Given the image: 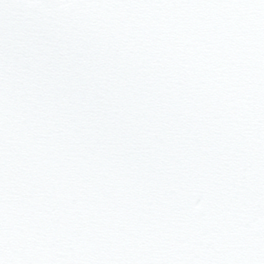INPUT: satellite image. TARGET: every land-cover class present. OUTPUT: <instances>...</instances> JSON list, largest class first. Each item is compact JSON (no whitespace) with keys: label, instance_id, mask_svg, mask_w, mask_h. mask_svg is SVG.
<instances>
[{"label":"snow or ice","instance_id":"snow-or-ice-1","mask_svg":"<svg viewBox=\"0 0 264 264\" xmlns=\"http://www.w3.org/2000/svg\"><path fill=\"white\" fill-rule=\"evenodd\" d=\"M0 264H264V0H0Z\"/></svg>","mask_w":264,"mask_h":264}]
</instances>
